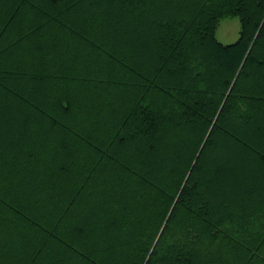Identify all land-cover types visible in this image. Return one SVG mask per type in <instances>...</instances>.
Wrapping results in <instances>:
<instances>
[{
	"label": "trees",
	"instance_id": "1",
	"mask_svg": "<svg viewBox=\"0 0 264 264\" xmlns=\"http://www.w3.org/2000/svg\"><path fill=\"white\" fill-rule=\"evenodd\" d=\"M0 264H264V0H0Z\"/></svg>",
	"mask_w": 264,
	"mask_h": 264
},
{
	"label": "rangeland",
	"instance_id": "2",
	"mask_svg": "<svg viewBox=\"0 0 264 264\" xmlns=\"http://www.w3.org/2000/svg\"><path fill=\"white\" fill-rule=\"evenodd\" d=\"M240 20L235 17H228L220 22L217 30V39L224 45L234 44L239 39Z\"/></svg>",
	"mask_w": 264,
	"mask_h": 264
}]
</instances>
